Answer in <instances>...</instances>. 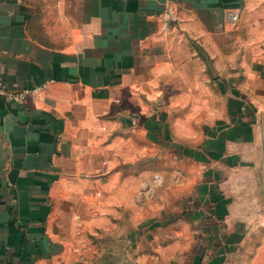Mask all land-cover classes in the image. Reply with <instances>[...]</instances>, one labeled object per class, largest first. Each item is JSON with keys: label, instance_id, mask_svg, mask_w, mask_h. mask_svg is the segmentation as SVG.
Here are the masks:
<instances>
[{"label": "crops", "instance_id": "obj_1", "mask_svg": "<svg viewBox=\"0 0 264 264\" xmlns=\"http://www.w3.org/2000/svg\"><path fill=\"white\" fill-rule=\"evenodd\" d=\"M58 4L39 28L0 0V80L45 85L0 99V264H87L155 176L172 223L139 264H264V0Z\"/></svg>", "mask_w": 264, "mask_h": 264}, {"label": "rangeland", "instance_id": "obj_2", "mask_svg": "<svg viewBox=\"0 0 264 264\" xmlns=\"http://www.w3.org/2000/svg\"><path fill=\"white\" fill-rule=\"evenodd\" d=\"M58 1L27 0L32 10L31 16L35 25L44 28L46 22L51 23L59 17ZM166 163L168 165L171 162L167 159ZM167 172L169 173L165 178L168 177L172 181L174 174L172 171ZM161 179L159 176L152 178L149 187L145 190L146 196L144 198L149 201H146V208L142 209L139 207L141 205H137L134 206L133 210L126 211L123 207L116 218L113 219V225H111L110 219L102 217L96 230L93 219H91V225L87 228L85 248H83L84 246L81 247L76 256L88 260L87 264H106L108 262L113 264H139L143 252L154 253L153 246H150L148 251L142 250L140 246L142 234L145 237L147 235L152 243H155L154 238L156 237L159 238V241H165L168 235L158 233L157 228L172 223V218L167 215L162 217L158 213L160 211L159 205H163L165 201L171 199V197L167 198L170 186L167 182L163 186ZM139 199L142 200L141 197ZM132 241L134 246H131ZM98 260L101 262H98Z\"/></svg>", "mask_w": 264, "mask_h": 264}, {"label": "built area", "instance_id": "obj_3", "mask_svg": "<svg viewBox=\"0 0 264 264\" xmlns=\"http://www.w3.org/2000/svg\"><path fill=\"white\" fill-rule=\"evenodd\" d=\"M228 17L231 21L235 22L240 17V11H229ZM44 86L45 85L17 90L7 87L4 82L0 80V99L8 100L13 103H18L20 101H23L30 93H39L44 88Z\"/></svg>", "mask_w": 264, "mask_h": 264}]
</instances>
